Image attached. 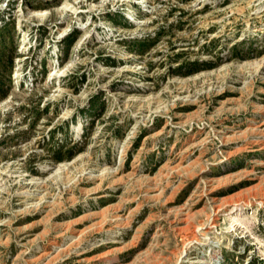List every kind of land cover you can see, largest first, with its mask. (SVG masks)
Here are the masks:
<instances>
[{"label":"rangeland","instance_id":"obj_1","mask_svg":"<svg viewBox=\"0 0 264 264\" xmlns=\"http://www.w3.org/2000/svg\"><path fill=\"white\" fill-rule=\"evenodd\" d=\"M5 22L0 264H264V0H0Z\"/></svg>","mask_w":264,"mask_h":264},{"label":"trees","instance_id":"obj_2","mask_svg":"<svg viewBox=\"0 0 264 264\" xmlns=\"http://www.w3.org/2000/svg\"><path fill=\"white\" fill-rule=\"evenodd\" d=\"M9 25H8V23L7 22H5V24L4 25H2L1 26V28H0V35H1V42H0V67L2 66V67H4L5 65V63H4V61L2 62V59H3V57H5V61L7 62L9 59H11V54H8L5 50H6V43H5V36H4V32L6 31V29H7V27H8ZM3 34V36H2V34ZM1 83H2V81H1V79H0V86H1Z\"/></svg>","mask_w":264,"mask_h":264}]
</instances>
